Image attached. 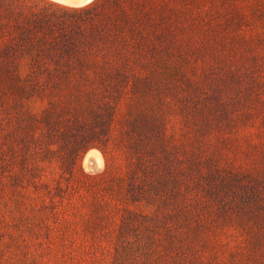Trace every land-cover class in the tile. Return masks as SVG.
<instances>
[{
    "label": "rangeland",
    "instance_id": "1",
    "mask_svg": "<svg viewBox=\"0 0 264 264\" xmlns=\"http://www.w3.org/2000/svg\"><path fill=\"white\" fill-rule=\"evenodd\" d=\"M14 1L17 8L27 12H56L62 8L50 0ZM167 1L175 10L184 7L185 11L177 17L170 7H163L161 12L172 14V18L157 20L143 15L157 16L159 11L127 5L124 10L133 20L123 26L125 41L121 37L122 42L108 41V46H101L103 51L132 53L135 61H143L142 65L135 64L144 76L141 83L111 90L119 104L115 132H141L138 120L155 104L162 109L164 128L179 140L182 153L190 154L194 146L201 145L203 133L208 134L214 139L202 147L204 156L223 154V165L233 163L241 171H250L255 179L264 177V0L213 2L223 27L242 33L246 40L211 38L191 31L192 26L180 23L181 18L193 16L198 9L177 0ZM106 10L104 13L110 15L114 9ZM104 22L102 16L95 17L82 27L75 24V30H98ZM68 51L58 50L59 54ZM64 95L65 89L51 86L0 88V149H4L0 155V264H120L117 251L123 252L120 238L129 211L166 214L182 208L179 194L172 198L168 193L159 203L131 196L129 170L120 154L119 163L109 166V156L100 147L82 148L75 164L72 153L76 154L80 139L68 143L58 134L63 124L57 118L64 108L59 99ZM217 95H228V99L256 110V122L242 117L243 121L226 125L216 105L210 104ZM31 99L37 101L40 110L37 116L35 113L27 118L24 100ZM246 122L254 125L257 146L250 145L249 138L238 137L243 134L238 126ZM33 135L40 143L52 144V148L26 165L22 160L24 140ZM205 190L199 188L201 193L196 197L202 201L197 203L202 204L205 216L194 239L206 263L247 258L249 248L264 241V210H258L255 204L248 208L240 194L228 199ZM171 214L179 220L180 215ZM130 235L137 243L148 232L141 234L131 228Z\"/></svg>",
    "mask_w": 264,
    "mask_h": 264
},
{
    "label": "trees",
    "instance_id": "2",
    "mask_svg": "<svg viewBox=\"0 0 264 264\" xmlns=\"http://www.w3.org/2000/svg\"><path fill=\"white\" fill-rule=\"evenodd\" d=\"M177 1L183 6L198 9L193 16L181 18L180 23L191 25V31L211 38L232 36L234 39H247L242 33H233L223 27L225 24L217 16L218 7L213 3L219 0ZM229 1L234 0L219 2L226 4ZM127 5L147 10L153 8L160 13L157 16L145 14L144 18L169 20L172 15L160 10L170 7L167 0H96L93 6L86 9L60 8L56 12H27L17 8L14 0H0V88L13 90L51 86L65 89L66 95L59 99L64 103V108L63 115L57 118L63 124L58 134L63 135L68 143L80 139V146L74 150L76 154L72 153L74 163L80 149L97 146L109 156V166L119 163L118 154L123 156L129 170L127 177L131 196H141L159 203L167 198L168 193L172 198L179 194L177 199L182 202V208L175 212L173 209L166 214L164 211L140 214L133 209L128 212L120 238L123 252L117 251L120 264H209L194 239L204 225L205 216L201 213L202 201L196 198L201 193L199 188L205 187L206 192L220 198H236L240 194L245 206L250 208L255 204L258 210L263 211L264 177L255 179L250 171H241L233 163L223 165V154L204 156L202 147L214 139L208 134L203 133L199 142L201 145L198 144L200 147L194 146L190 154L182 153L179 140L164 128L162 109L155 104L146 116L138 120L144 131L115 132L119 104L113 99L111 90L137 86L144 80V76L135 68V64L143 63L142 59L135 61L132 53L101 50L103 44L108 46V41H125L123 26L133 20L124 10ZM106 8L114 10L109 15L104 13ZM170 9L177 17L185 11L184 7L180 11L175 10L174 6ZM100 16L105 18V22L98 30H75V24L81 23L82 27V23ZM231 20L232 15L226 19L227 25ZM66 48L69 49L66 54H59L58 50ZM4 94L8 95L7 92ZM227 97L217 95L215 101L210 103L216 105L219 118L224 119L226 125L239 123L243 121L240 120L242 117L247 122H256V110L254 112L249 106L245 108L236 99ZM24 103L27 105L24 112L26 117L37 116L40 110L37 101L24 100ZM247 122L243 127L235 125L239 127V133H243L238 137L249 138L250 145L257 146L255 133L252 132L254 125H247ZM134 126H137L135 122ZM183 141L186 143L187 139ZM40 142L35 135L24 140L22 160L26 165L32 163L30 159H37L38 155L51 150L52 144ZM3 152L1 148L0 155ZM70 171H74V166ZM191 183L198 185V188ZM171 213L180 215L179 220L173 219ZM195 217L197 219L193 220ZM131 228L141 234L148 232V235L136 243L130 235ZM246 253L248 257L245 259L220 260L224 262L214 264H264V241L249 248Z\"/></svg>",
    "mask_w": 264,
    "mask_h": 264
},
{
    "label": "clouds",
    "instance_id": "3",
    "mask_svg": "<svg viewBox=\"0 0 264 264\" xmlns=\"http://www.w3.org/2000/svg\"><path fill=\"white\" fill-rule=\"evenodd\" d=\"M51 4L62 8H73L82 10L93 6L96 0H50Z\"/></svg>",
    "mask_w": 264,
    "mask_h": 264
},
{
    "label": "bare ground",
    "instance_id": "4",
    "mask_svg": "<svg viewBox=\"0 0 264 264\" xmlns=\"http://www.w3.org/2000/svg\"><path fill=\"white\" fill-rule=\"evenodd\" d=\"M96 164L98 165V163L96 162Z\"/></svg>",
    "mask_w": 264,
    "mask_h": 264
}]
</instances>
